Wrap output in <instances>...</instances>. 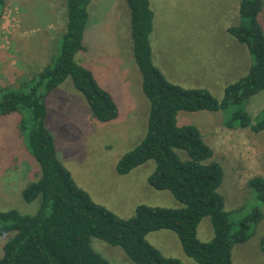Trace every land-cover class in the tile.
<instances>
[{
	"label": "rangeland",
	"instance_id": "obj_1",
	"mask_svg": "<svg viewBox=\"0 0 264 264\" xmlns=\"http://www.w3.org/2000/svg\"><path fill=\"white\" fill-rule=\"evenodd\" d=\"M240 1L150 0L155 13L150 36L153 60L171 83L206 88L220 100L227 85L248 73L254 59L247 47L228 33L230 27L241 22ZM88 11L86 50L79 52L76 60L86 67L98 68L104 87L116 97L119 117L106 123L97 121L68 77L46 98L47 126L59 157L78 185L120 218L133 217L141 204L179 208L182 203L169 191H158L149 185L154 161L127 175L116 171L118 160L145 137L150 105L133 56L126 1L91 0ZM259 20L264 29V5ZM67 22V0H5L0 16V98L54 64ZM234 58H239L236 64ZM242 108L257 120L264 109V91L251 97ZM23 114L28 117L29 111L25 109ZM228 117L229 110L181 111L177 120L179 125H196L214 150L213 160L224 169L219 192L233 223L245 219L255 208L263 213L250 239L234 245L233 264H264V203L247 183L253 175L264 177V131L255 134L237 124L230 128L226 125ZM40 173L39 163L27 148V132L20 129V117L0 116V210L35 213L39 201L26 203L22 190ZM10 237L11 234L0 237V258ZM213 237L212 223L205 217L198 226V238L207 242ZM147 240L165 256L178 258L183 264H196L185 255L173 231L151 232ZM91 244L112 264H135L119 246L96 237Z\"/></svg>",
	"mask_w": 264,
	"mask_h": 264
},
{
	"label": "trees",
	"instance_id": "obj_2",
	"mask_svg": "<svg viewBox=\"0 0 264 264\" xmlns=\"http://www.w3.org/2000/svg\"><path fill=\"white\" fill-rule=\"evenodd\" d=\"M90 1L67 0V27L54 64L0 98V116L20 117V129L27 132V148L41 168L39 178L22 190L26 203L39 201L35 213L0 210V237L11 234L3 245L0 264H112L93 249V237L121 247L135 264H182L178 258L163 255L147 240L149 233L161 230L175 232L183 252L196 264H233L234 245L250 239L263 213L255 208L245 219L233 223L219 192L224 179L222 165L213 160L214 150L200 129L193 124L179 125L177 116L181 111L229 110L228 127L237 124L255 134L264 131V109L253 120L242 108L251 97L264 91V29L259 20L264 0L240 1L241 22L230 27L228 33L247 47L254 61L245 76L225 87L220 100L206 88H184L165 77L153 60L150 36L155 13L150 0H125L133 56L150 109L145 137L118 160L116 171L127 175L154 161L149 185L158 191H169L182 203L179 208L141 204L127 219L96 203L78 185L60 159L47 126L46 98L68 77L97 121L106 123L119 117L114 96L101 87L90 67L76 60V55L86 50ZM4 6L5 0H0V16ZM25 109L28 117L23 114ZM247 183L264 203V177L253 175ZM205 217L210 218L214 231V237L207 242L198 238V226Z\"/></svg>",
	"mask_w": 264,
	"mask_h": 264
},
{
	"label": "crops",
	"instance_id": "obj_3",
	"mask_svg": "<svg viewBox=\"0 0 264 264\" xmlns=\"http://www.w3.org/2000/svg\"><path fill=\"white\" fill-rule=\"evenodd\" d=\"M239 58H234V60H235V64L238 62L237 60H238ZM233 60V61H234ZM81 62V61H80ZM91 70L94 72V74H95V76L97 77V80H98V82H99V84L101 85V87H103L104 89H106L105 87H104V85H103V81L100 79V77L97 75V72L99 71L98 70V68H96L95 66H92L91 67ZM229 71H231L230 69H228ZM232 72V71H231ZM103 80L104 79H106V77H104V76H102L101 77ZM108 90H110V89H108ZM107 90V91H108ZM110 92V91H109ZM113 96H114V98H115V100H116V97H115V95L113 94V93H111ZM16 119V118H15ZM162 231H166V230H162ZM180 245H181V243H180ZM182 247V246H181ZM183 250V249H182ZM186 255V254H185ZM187 256V255H186ZM190 258V257H189ZM186 261H188V260H186ZM196 263V262H195ZM183 264V263H182Z\"/></svg>",
	"mask_w": 264,
	"mask_h": 264
}]
</instances>
